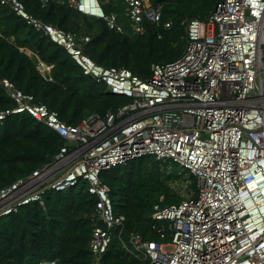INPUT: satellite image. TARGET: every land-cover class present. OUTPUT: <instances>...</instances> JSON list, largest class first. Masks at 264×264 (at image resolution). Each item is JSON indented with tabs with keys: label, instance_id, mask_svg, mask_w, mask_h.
Masks as SVG:
<instances>
[{
	"label": "built area",
	"instance_id": "built-area-1",
	"mask_svg": "<svg viewBox=\"0 0 264 264\" xmlns=\"http://www.w3.org/2000/svg\"><path fill=\"white\" fill-rule=\"evenodd\" d=\"M58 1L126 31L119 14L105 10L106 0ZM0 2L64 46L85 74L130 98L117 111L71 124L2 78L16 105L0 111V123L28 111L66 141L50 163L0 189V215L32 201L44 203L47 189L62 191L87 180L97 196L91 264H103L115 239L130 256L152 264H264V0H221L207 19H190L185 52L153 63L148 78L127 67L98 63L82 44L90 41L89 35L42 20L23 0ZM124 2L133 33L143 32L147 20H161V6L151 0ZM37 65L43 73L53 67L40 59ZM147 155L166 162L162 167L168 173L173 171L167 169L169 162L190 178L183 194L176 181L172 184L182 195L180 202L164 204L161 196L153 205L150 234L126 231L127 217L116 212L111 186L100 176ZM191 175L197 178V190L190 186Z\"/></svg>",
	"mask_w": 264,
	"mask_h": 264
},
{
	"label": "trees",
	"instance_id": "trees-1",
	"mask_svg": "<svg viewBox=\"0 0 264 264\" xmlns=\"http://www.w3.org/2000/svg\"><path fill=\"white\" fill-rule=\"evenodd\" d=\"M151 1L161 6V20H147L143 32L133 33L112 29L103 18L90 17L68 2L23 0L42 20L79 36L89 35L90 41L81 42L98 63L130 68L142 78L151 75L153 63L179 58L187 46L189 20L207 19L221 0ZM104 8L108 13L120 10L114 1L104 2ZM38 59L53 64L49 73L40 71ZM4 77L33 94L36 102L57 110L61 119L71 124L93 114L105 116L130 100L85 74L64 46L0 2V111L16 105L1 82ZM65 141L28 111L10 114L0 123V189L50 163ZM161 163L147 155L101 172L103 181L111 186L116 212L127 217L126 231L141 229L150 234L153 205L161 196L165 197L164 204L182 200L172 186L182 174L175 170L168 173L162 167L166 162ZM190 186L197 190L194 175ZM43 201H32L0 215V264H37L48 259H56L57 264H91L97 196L90 192L88 181L80 180L62 191L47 189ZM103 258V264H152L130 256L118 239Z\"/></svg>",
	"mask_w": 264,
	"mask_h": 264
},
{
	"label": "rangeland",
	"instance_id": "rangeland-1",
	"mask_svg": "<svg viewBox=\"0 0 264 264\" xmlns=\"http://www.w3.org/2000/svg\"><path fill=\"white\" fill-rule=\"evenodd\" d=\"M163 161L161 163V165H163ZM168 166H170L169 168L167 169H170V170H175L177 173H181L182 176H181V179H179L177 181L178 184H176L175 188L181 193L183 194L185 192V188H186V184H187V179L189 178L188 175L181 167H179L178 165H174V164H170L168 162ZM167 166V167H168ZM190 179V178H189ZM190 183V182H189Z\"/></svg>",
	"mask_w": 264,
	"mask_h": 264
},
{
	"label": "crops",
	"instance_id": "crops-1",
	"mask_svg": "<svg viewBox=\"0 0 264 264\" xmlns=\"http://www.w3.org/2000/svg\"><path fill=\"white\" fill-rule=\"evenodd\" d=\"M113 1H114L115 5H117L120 9L116 12L119 14L121 21L124 23L126 29L131 31L132 30V23L129 20V18L126 16V13H127L126 3L124 2V0H108V1L106 0V2H113Z\"/></svg>",
	"mask_w": 264,
	"mask_h": 264
}]
</instances>
